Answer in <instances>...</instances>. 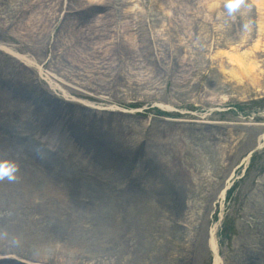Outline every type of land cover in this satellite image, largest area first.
I'll use <instances>...</instances> for the list:
<instances>
[{
	"label": "rangeland",
	"instance_id": "1",
	"mask_svg": "<svg viewBox=\"0 0 264 264\" xmlns=\"http://www.w3.org/2000/svg\"><path fill=\"white\" fill-rule=\"evenodd\" d=\"M243 1L244 25L237 0H0V43L41 68L0 51L19 121L10 159L85 171L105 193L103 173L121 175L145 196L147 227L118 245L53 242L49 258L8 252L0 264H211L210 231L220 264H264V145L244 161L264 130V47H252L264 35ZM230 46L249 52L257 84L226 78Z\"/></svg>",
	"mask_w": 264,
	"mask_h": 264
},
{
	"label": "bare ground",
	"instance_id": "2",
	"mask_svg": "<svg viewBox=\"0 0 264 264\" xmlns=\"http://www.w3.org/2000/svg\"><path fill=\"white\" fill-rule=\"evenodd\" d=\"M248 1L258 13L255 19L257 32L264 35V0ZM245 4L243 0H237L236 6L239 7L242 25L247 20ZM102 5L94 3L92 6L94 12L100 13ZM243 39L245 36L241 37L239 43ZM261 39L262 36L261 38L257 36L252 47L255 49L264 47ZM233 49L230 46L227 51L219 53V57L225 58L229 66L228 70L223 69L226 78L241 81L248 77L252 84H257V74L252 75L253 70H256V64L247 58L249 52H238ZM0 51L12 55L26 66L41 71L39 64L8 45L0 43ZM251 52L250 50V56ZM5 73L6 70H0V254L13 252L34 259L49 258L45 255L47 251L45 248L53 246V242H60V245L66 247L82 243L88 252L103 242L118 245L115 243H119L128 231L137 235L147 232L146 224L142 223L143 220L140 218L146 201L145 196L134 187L130 189L129 185L124 186L120 183L121 175L110 174L108 171L103 173L107 176L106 183L112 186V189L105 193L103 187L98 186L85 171H73L64 175L63 172L56 170L40 171L25 168L18 165L19 161L14 163V160L10 159L9 127H16L19 121L10 118L8 106L13 102L9 96V83L7 84L5 80ZM77 100L86 106L92 104L84 99ZM263 142L264 130L258 137L257 146L260 147ZM163 191L165 195L173 196V201L180 198L183 193L178 190L170 191L165 186ZM120 200H124L125 205L130 204V207L122 205L126 211L122 212L118 220L115 217L117 215L114 212V204ZM89 215L91 219L87 220ZM87 221L90 223H86ZM214 238L213 231H210L207 244L212 252V264H220ZM7 257L10 256H0V262Z\"/></svg>",
	"mask_w": 264,
	"mask_h": 264
}]
</instances>
